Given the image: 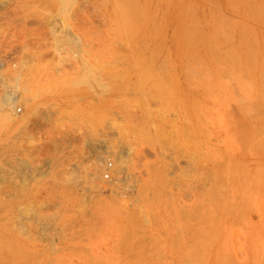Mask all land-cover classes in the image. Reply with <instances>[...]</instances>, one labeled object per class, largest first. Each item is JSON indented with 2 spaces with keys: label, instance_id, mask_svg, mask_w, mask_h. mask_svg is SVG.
Here are the masks:
<instances>
[{
  "label": "rangeland",
  "instance_id": "obj_1",
  "mask_svg": "<svg viewBox=\"0 0 264 264\" xmlns=\"http://www.w3.org/2000/svg\"><path fill=\"white\" fill-rule=\"evenodd\" d=\"M152 23V62L105 98L17 69L35 35L0 48V80L25 84L0 112V264H264V0H155Z\"/></svg>",
  "mask_w": 264,
  "mask_h": 264
},
{
  "label": "bare ground",
  "instance_id": "obj_2",
  "mask_svg": "<svg viewBox=\"0 0 264 264\" xmlns=\"http://www.w3.org/2000/svg\"><path fill=\"white\" fill-rule=\"evenodd\" d=\"M154 2L155 0H0V48H3L5 52L8 46L7 50L13 52L16 41L24 42L22 46H26L27 36L35 35L37 37L34 36V38L43 40V48H38L41 44L37 41L39 50L35 52L29 49L28 53L17 56L18 60L15 61L18 64L17 69L32 62H38L48 67L54 65L53 69L63 71L65 74L77 71L80 73L81 83L87 84L92 93L105 98L108 86L105 82L107 76L110 74L117 76L123 70L133 72L142 61L152 62L155 48L152 38ZM142 17L145 24L144 43L140 44L138 30ZM125 23L128 24L129 32L130 29L133 30L130 35L133 34L134 39L137 38L135 42L133 36L131 37L132 44L131 42L126 44V37L124 38L123 34ZM6 37L10 41L3 46L4 42L1 38ZM33 40L31 38V42ZM28 41L30 42V39ZM48 49L50 53L46 52ZM23 81L22 79L19 84L13 85H5L4 81L0 82V112L5 111L4 108L7 106H14L16 102L24 98ZM118 91V88L112 89L110 96H116ZM60 104L57 103L54 108H63ZM98 108L110 109L104 106ZM78 109L80 111L85 107L78 106ZM139 150L138 155L145 157L144 151ZM100 152L98 146L92 145V160L102 162L105 156H102ZM115 159L118 163L116 165L118 174V171L122 169V152L118 151ZM91 171L89 174H94ZM146 174L147 178L151 176L149 172ZM146 177L142 171L137 176L138 180L142 181L146 180Z\"/></svg>",
  "mask_w": 264,
  "mask_h": 264
},
{
  "label": "built area",
  "instance_id": "obj_3",
  "mask_svg": "<svg viewBox=\"0 0 264 264\" xmlns=\"http://www.w3.org/2000/svg\"><path fill=\"white\" fill-rule=\"evenodd\" d=\"M113 168V162L110 158H107L105 161V170L103 171L102 177L104 180H110V169Z\"/></svg>",
  "mask_w": 264,
  "mask_h": 264
}]
</instances>
